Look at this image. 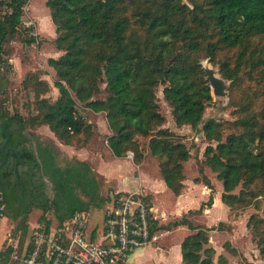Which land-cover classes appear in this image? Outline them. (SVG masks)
I'll list each match as a JSON object with an SVG mask.
<instances>
[{
	"label": "trees",
	"instance_id": "16d2710c",
	"mask_svg": "<svg viewBox=\"0 0 264 264\" xmlns=\"http://www.w3.org/2000/svg\"><path fill=\"white\" fill-rule=\"evenodd\" d=\"M23 4L24 0H0V67L4 65L8 72L6 44L18 39L29 47L37 42L33 28L24 22ZM46 7L55 26L54 47L60 54L48 60L59 96L51 102L46 97L52 90L49 82L30 73L22 84L34 99L31 116L11 113L0 103V122L10 136V145L21 149V156H8L0 168V220L18 223L25 255L33 250L36 235L42 231L34 230L30 244L24 245L28 217L35 209L43 212L41 226L50 235L48 213L62 225L73 215L102 209L110 201L87 162H61L57 148L32 133L48 126L63 144L88 147L94 131L80 108L106 114L111 132L108 144L119 158L133 151L141 163L146 156L137 137L149 139L150 153L163 159L160 172L165 184L176 197L182 195L184 164L191 153L169 130L157 132L164 123L157 104L159 86L177 126H190L208 141L203 165L222 186L221 202L233 210L238 204H254L264 197V106L258 98L264 84V0H46ZM224 49H234L237 54L234 65L219 63L222 76L235 82L248 67L257 86L246 101L235 103L232 122L205 119L213 96L199 62L210 57L215 63ZM8 83L7 76L0 75V91ZM31 141L36 143L38 156L23 144ZM3 158L1 154L0 164ZM36 163L50 179L54 198L45 196L43 186L36 184L34 168H29ZM202 182L213 192L209 179L203 177ZM213 204L211 195L199 210L187 215L202 214ZM187 215L168 225H160L149 215L150 230L188 228L192 234L181 244L184 264H228L224 256L215 262L216 250L208 235L220 230L223 223L217 228L196 227ZM247 227L264 260V218L253 215ZM12 253L13 248L0 247L1 263L16 264Z\"/></svg>",
	"mask_w": 264,
	"mask_h": 264
},
{
	"label": "rangeland",
	"instance_id": "374dc122",
	"mask_svg": "<svg viewBox=\"0 0 264 264\" xmlns=\"http://www.w3.org/2000/svg\"><path fill=\"white\" fill-rule=\"evenodd\" d=\"M37 4H42V1L37 0ZM42 10L43 9L36 12L32 8V14L40 18L42 17L40 15L44 14ZM2 14L3 9L0 7V17ZM32 16L31 18L24 17V22H32L26 26L33 28L32 35L37 38V42L29 47L25 46L18 39L7 43L5 46L7 55L4 57V60H7V64L10 67L9 72L8 68L4 65L0 67V75L7 76L9 81L8 85L3 88L5 91H3V89L0 91V103H2V107L9 109L11 113L19 112L26 118L31 116L33 108L31 107V103L32 100H34L30 92L23 88L22 82L27 74L38 73L44 80L49 82L52 90L46 97L49 98L51 102H54L59 96L58 90L54 88V82L56 80L55 73L48 65V60L50 58H58L60 56L54 47V33L51 30H48L47 33L46 31H41L39 20ZM261 44L264 45V39ZM236 54L237 51L234 49H224L218 53L215 63L212 62L210 57L200 59L199 63L203 71V66L215 70L216 74L226 83L228 93L226 98H217L212 95L213 102L210 103L206 109L205 119L215 118L221 121L232 122L235 119V103L246 101L250 95V90L257 87L250 79L248 67H244L242 71L239 72V78L235 82L222 76L219 63L229 61L234 65ZM205 81L208 84L207 76H205ZM260 90L258 98L260 104L264 106V84L260 87ZM156 96L159 113L164 118V123L157 129V132L161 129L169 130L176 136V141L185 144L191 153L190 160L184 164V175L187 186L184 192V198L191 202V210H198L202 204L209 201L211 195L214 197L213 206L210 208L205 207L202 214L186 215L196 227L217 228L220 223H223L220 230H214L208 233L210 237V246L216 250L215 262H218L219 256H224L228 264H264V260L260 257L258 249L252 241V234L247 227L253 215L264 218V197L258 199L254 204L250 202L238 204L233 210L220 203L218 201V194L221 193L222 186L216 179L215 174L203 165L205 160L204 152L208 146V141L202 133H198L197 130L192 129L190 126H177L171 114V108L164 99L162 86H159L157 89ZM99 97H103V95H99ZM80 113L85 115L87 121L93 127L95 137L93 142L99 137L100 142L106 146V138L109 134L107 132L109 128L106 114L104 112L95 113L87 108H80ZM32 133L42 142L55 146L62 160L74 161L70 159V156H77V153L75 154V151L70 148V146L63 144V142L50 131L48 126L35 128L32 130ZM137 142L143 154L146 156L147 161L145 167H150V171H154V174H157L156 171L161 173L160 167L163 159L161 160L157 156L154 157V155L150 153L148 148L149 139L137 137ZM130 152L133 154L134 158H136L135 153L133 151ZM95 154L99 156L97 153ZM201 169H203V173ZM203 177H206L207 180L209 179L210 187L213 188V192L209 187L206 188L204 182H202ZM196 179L199 180V183H196ZM195 184L202 186L197 189L194 186ZM208 190H210V192L204 195ZM42 216L43 212L41 210H34L29 215L27 221L29 233L25 238L23 237L25 246L30 244V238L34 230L41 226L39 224H41L40 220ZM47 217L51 219L53 218V214L49 213ZM175 220L177 219L174 218V216H169L167 217V221L162 224L166 225ZM17 225L18 223H14L6 218L0 220V247H2V249L7 247V238L10 235L13 239L21 237L22 233L17 232ZM190 234H192V232L188 228H182L177 231L173 230L169 235L164 236L158 242L144 249H149L148 253L152 254V257L159 255L161 258L166 257L167 259L168 257L159 252L157 248L161 247L163 250L170 251L174 246H178V244L175 243L176 241L182 243ZM130 263L134 264L133 258H131Z\"/></svg>",
	"mask_w": 264,
	"mask_h": 264
},
{
	"label": "built area",
	"instance_id": "2783aa9c",
	"mask_svg": "<svg viewBox=\"0 0 264 264\" xmlns=\"http://www.w3.org/2000/svg\"><path fill=\"white\" fill-rule=\"evenodd\" d=\"M33 2L35 0H24V17L31 18ZM29 23L32 22L26 25ZM127 157L134 158L131 152ZM148 197L145 188L115 196L106 214L104 241L101 243H92L87 237L90 213L83 212L68 219L57 236L45 234L40 227L42 231L37 233L34 248L28 255L21 251L19 237L13 239L10 235L6 248H13L11 259L16 264H130L138 250L158 242L165 235L150 230Z\"/></svg>",
	"mask_w": 264,
	"mask_h": 264
},
{
	"label": "crops",
	"instance_id": "0c3cea01",
	"mask_svg": "<svg viewBox=\"0 0 264 264\" xmlns=\"http://www.w3.org/2000/svg\"><path fill=\"white\" fill-rule=\"evenodd\" d=\"M41 1L42 4H37V0L32 3L30 16L33 15L32 8L36 12L43 9L42 11L44 14L40 15L42 17L39 18L34 15L32 17L39 20L41 31L43 30L47 33L48 30H51L55 38V26L51 21L49 9L46 7V0ZM109 131H107L109 134L106 138V146H104L103 143L100 142V138L97 137L96 140L93 142V139L86 148L75 149L74 147H70L75 151V154L77 153V156H70V159L87 162L91 166L99 181L102 194L110 200L102 209H92L89 211L90 220L86 232L90 240H94L97 243L104 241L106 214L112 207L113 198L117 195L136 192L142 188L147 189L149 192L147 201L150 210L149 213L160 225H163L162 223L167 221V217L169 216H174V218L179 219L188 214L189 211H196L191 210V202L184 198V192L187 188L186 180L184 182L186 186L185 190L181 196L176 197L165 184L161 173L156 171L157 174H154V171H150V167H145L146 158L142 163H138L135 158H133V160L129 159L127 156L121 158L115 156L108 144L111 133ZM95 153L99 156H96ZM60 161H64L61 159V156ZM194 186L199 189L202 185L195 184ZM209 192L210 190H208V192L206 191L204 195ZM221 194L222 191L218 194V201L220 203H222ZM48 219L51 221L50 228L52 235L57 236L58 233L62 231L64 223L61 225L54 214L53 218ZM40 227L42 228L43 226H39V228ZM182 228L184 229L186 227H179L173 230L177 231ZM173 230L163 231L165 234L164 236L169 235ZM175 243L178 244V246H174L170 251L163 250L161 247L157 248L159 252L168 257L167 259L166 257L161 258L159 255L152 257V254L148 253L149 249L138 250L132 257L134 259V264H184L181 251L182 243H179V241Z\"/></svg>",
	"mask_w": 264,
	"mask_h": 264
},
{
	"label": "flooded vegetation",
	"instance_id": "af4514ba",
	"mask_svg": "<svg viewBox=\"0 0 264 264\" xmlns=\"http://www.w3.org/2000/svg\"><path fill=\"white\" fill-rule=\"evenodd\" d=\"M0 124H2V123L0 122ZM3 127H4V125H3ZM3 135H4V138H3ZM7 135H8V138H7ZM14 139L16 141H20V139L17 136H14ZM23 144H25V146L27 147V149L29 150V152H31L34 156H38V151H37L36 143L34 141H31L30 143L29 142L28 143L26 142V143H23ZM23 144H20V147L21 148H22V145ZM0 149H1L0 156H1V154H3L4 157L6 155L7 156H21L20 155L21 149L20 148H16V147L10 145V136L6 132L5 127H4V130L0 127ZM22 150H23V148H22ZM3 160H4V158H3ZM36 165L37 166H35L34 164H31V167H29V168H34L33 174L36 176V179H35L36 184H38V185L40 184V185L43 186V193H44L45 196H48V198H54V196H55L56 193H55V191L53 189V186H52V184L50 182V179L48 181V180H46L48 177L47 176H44L43 166H41V164H39V163H36ZM18 172L19 173H22V171L20 169L18 170ZM46 182H48V183L51 184V187L50 188H48L46 186ZM36 184H33V186L36 187L37 186ZM35 210H37V209H35Z\"/></svg>",
	"mask_w": 264,
	"mask_h": 264
},
{
	"label": "water",
	"instance_id": "95a60500",
	"mask_svg": "<svg viewBox=\"0 0 264 264\" xmlns=\"http://www.w3.org/2000/svg\"><path fill=\"white\" fill-rule=\"evenodd\" d=\"M204 67V71L206 73L207 76V81H208V86L212 91V95L217 97V98H226L228 93H227V85L224 82L223 79H221L215 72V70H213L210 67ZM0 127L4 130V127L2 124H0ZM8 138V135H7ZM2 149V148H1ZM0 149V151H1ZM7 155L4 157L3 162L0 164V168L4 165L6 159H7ZM46 180L49 181V178H47ZM46 186L48 188L51 187V184L46 182Z\"/></svg>",
	"mask_w": 264,
	"mask_h": 264
}]
</instances>
